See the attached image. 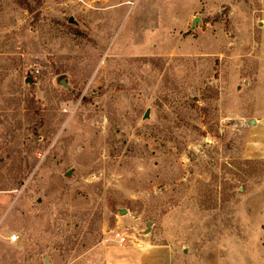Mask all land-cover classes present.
Instances as JSON below:
<instances>
[{
    "label": "rangeland",
    "instance_id": "1",
    "mask_svg": "<svg viewBox=\"0 0 264 264\" xmlns=\"http://www.w3.org/2000/svg\"><path fill=\"white\" fill-rule=\"evenodd\" d=\"M263 122L264 0H0V264H264Z\"/></svg>",
    "mask_w": 264,
    "mask_h": 264
},
{
    "label": "crops",
    "instance_id": "2",
    "mask_svg": "<svg viewBox=\"0 0 264 264\" xmlns=\"http://www.w3.org/2000/svg\"><path fill=\"white\" fill-rule=\"evenodd\" d=\"M259 125L260 124H257V127ZM251 144L257 149L255 153L256 154L255 157L258 159L260 158L264 159V149H263L264 148V126L263 128H261V136L258 137L256 142L252 141ZM258 147H261L260 150ZM259 153H260V156L258 155ZM259 234L264 235V224L259 226ZM260 251H264V250H260ZM127 256L129 260L127 263L123 262V264H171L170 254L160 248H155V249L144 248L143 250H140V251H133V252L127 253ZM234 260L235 259L233 258L232 260L233 263L235 262Z\"/></svg>",
    "mask_w": 264,
    "mask_h": 264
},
{
    "label": "built area",
    "instance_id": "3",
    "mask_svg": "<svg viewBox=\"0 0 264 264\" xmlns=\"http://www.w3.org/2000/svg\"><path fill=\"white\" fill-rule=\"evenodd\" d=\"M71 1H74V2H81L82 0H71ZM17 239H18V237H17L16 235H13V236H11V237L9 238V241H10L11 243H14V242L17 241ZM120 240H121V243H123V242L125 241L124 238H120Z\"/></svg>",
    "mask_w": 264,
    "mask_h": 264
},
{
    "label": "water",
    "instance_id": "4",
    "mask_svg": "<svg viewBox=\"0 0 264 264\" xmlns=\"http://www.w3.org/2000/svg\"><path fill=\"white\" fill-rule=\"evenodd\" d=\"M70 22H72V20H70ZM255 122L254 121H251V124L253 125ZM68 175V174H67ZM125 213V211H122V213L121 214H124ZM150 224V222H148L147 223V226Z\"/></svg>",
    "mask_w": 264,
    "mask_h": 264
}]
</instances>
